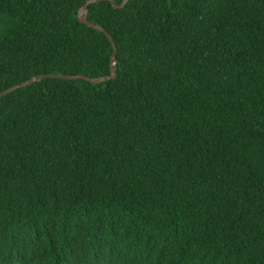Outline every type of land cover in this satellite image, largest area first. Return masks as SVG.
<instances>
[{"label":"trees","instance_id":"trees-1","mask_svg":"<svg viewBox=\"0 0 264 264\" xmlns=\"http://www.w3.org/2000/svg\"><path fill=\"white\" fill-rule=\"evenodd\" d=\"M86 1L0 0V93L110 75ZM87 20L114 80L0 97V264H264V0Z\"/></svg>","mask_w":264,"mask_h":264},{"label":"water","instance_id":"water-1","mask_svg":"<svg viewBox=\"0 0 264 264\" xmlns=\"http://www.w3.org/2000/svg\"><path fill=\"white\" fill-rule=\"evenodd\" d=\"M109 2L111 3L112 7L115 9H122L126 6L128 0H122L121 4L118 5L115 3L114 0H87L85 4L78 10L77 13V20L80 24L85 25L86 27H89L93 30L99 31L101 33H104L105 36L108 38L109 42L111 43L112 46V55L110 58V75L109 76H104V77H99V78H88L84 76H66V75H41V76H35L19 85H16L14 87L8 88L7 90L3 91L0 93V97H3L7 94H10L18 89L28 87L36 82H40L43 78H57V79H62V80H72V79H81L86 82H89L91 84H101L105 83L108 81H112L116 78V68H115V63H116V54H117V49L111 39V37L104 31V29L99 26V25H94L90 23L87 20V14H88V7L92 4L100 3V2Z\"/></svg>","mask_w":264,"mask_h":264}]
</instances>
